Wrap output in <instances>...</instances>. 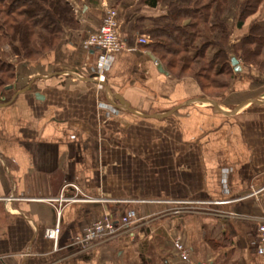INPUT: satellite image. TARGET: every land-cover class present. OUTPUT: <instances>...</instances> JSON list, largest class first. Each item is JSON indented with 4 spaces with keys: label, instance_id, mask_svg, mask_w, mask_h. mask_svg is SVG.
Masks as SVG:
<instances>
[{
    "label": "crops",
    "instance_id": "0c3cea01",
    "mask_svg": "<svg viewBox=\"0 0 264 264\" xmlns=\"http://www.w3.org/2000/svg\"><path fill=\"white\" fill-rule=\"evenodd\" d=\"M69 2L76 25L19 62L21 88L0 101L9 102L0 106V264H188L173 256L174 239L200 264H264V78L241 69L215 106L196 79L158 70L138 38L170 3L190 0ZM104 2L126 49L100 69L103 52L81 41L101 25ZM228 2L231 23L237 0ZM61 192L92 200L66 202L58 216L40 198ZM129 208L139 222L86 250L72 244L95 219Z\"/></svg>",
    "mask_w": 264,
    "mask_h": 264
},
{
    "label": "trees",
    "instance_id": "16d2710c",
    "mask_svg": "<svg viewBox=\"0 0 264 264\" xmlns=\"http://www.w3.org/2000/svg\"><path fill=\"white\" fill-rule=\"evenodd\" d=\"M263 1H237L236 28L242 27ZM157 2L149 0L152 6ZM228 8V0L170 3L162 23L141 35L148 39L144 46L172 77L196 79L212 99L218 97L213 92L222 94L228 89L235 75L230 63L233 56L264 74V23H250L247 32L232 41L233 23L228 25L223 19ZM76 22L69 0H0V101H8L20 88L17 64L54 48L64 29Z\"/></svg>",
    "mask_w": 264,
    "mask_h": 264
},
{
    "label": "built area",
    "instance_id": "2783aa9c",
    "mask_svg": "<svg viewBox=\"0 0 264 264\" xmlns=\"http://www.w3.org/2000/svg\"><path fill=\"white\" fill-rule=\"evenodd\" d=\"M104 5V16L102 18L101 25L98 30L89 33L82 41L81 45L84 48H98L103 52V58L98 62L97 66L103 69L107 63L108 57L115 52L126 49V46L118 31V17L117 10L109 6L106 2ZM139 43L145 44L148 42L146 36L138 38ZM97 79L103 80V76L100 74ZM12 196L6 197V203L12 200ZM83 199H89L87 197H80L78 195L65 196L62 192L55 197L40 198V200L55 203L57 215H60V210L66 202H75ZM95 199V198H94ZM92 200V199H89ZM140 221L137 212L132 209H126L117 220L113 218L110 213H105L102 217L92 221L86 229L79 235H76L72 244L79 250H86L93 245L106 242L122 231H124L130 225ZM258 244L257 251L264 256V220L258 224ZM60 233V226L57 223L54 226L46 227L44 230V236L47 239L56 240ZM173 256L179 261L186 262L188 264H200L197 263L191 257V247L186 240L174 239L172 241Z\"/></svg>",
    "mask_w": 264,
    "mask_h": 264
},
{
    "label": "rangeland",
    "instance_id": "374dc122",
    "mask_svg": "<svg viewBox=\"0 0 264 264\" xmlns=\"http://www.w3.org/2000/svg\"><path fill=\"white\" fill-rule=\"evenodd\" d=\"M237 1H239V0H237ZM233 4L236 5V3H233ZM228 12H229V8H228ZM234 18H235V11H234ZM225 22L228 25H231L233 23L232 24L233 30H232L231 39H232V41H236L238 38H240L243 34H245L247 32V29H248L250 23H253V22H257V23H261V24L264 23V1L261 3V5L258 7L257 11L254 14H252L251 16L246 18L242 27L236 28V26L234 25V19L231 23L228 21H225ZM237 59L239 61V64L241 65L242 69L246 68V69L254 70V71H256V73H258L260 76H262L264 78V74L261 70H258L252 66L245 65L244 63H242L240 58H237ZM11 60H12V58H11ZM17 71H18V67H17ZM17 76H18V72H17ZM8 87H10V86H8ZM219 92H220V94H218ZM227 92H228V89L222 94H221V91L213 92L215 95L218 96L217 99H215V100H222L225 97V95L227 94ZM203 94L208 97V95H206L204 92H203ZM208 98H210V97H208Z\"/></svg>",
    "mask_w": 264,
    "mask_h": 264
},
{
    "label": "water",
    "instance_id": "95a60500",
    "mask_svg": "<svg viewBox=\"0 0 264 264\" xmlns=\"http://www.w3.org/2000/svg\"><path fill=\"white\" fill-rule=\"evenodd\" d=\"M151 57H152L153 59H155L154 56H151ZM230 63H231V65L233 66V71H234L235 73L241 71L242 67H241V65L239 64V61H238V59H237L236 57H234V56L231 57V59H230ZM157 68H158L159 71H161V72H165V70L162 68V65H161L160 63L157 64ZM25 90H26V88H23V89L19 90L17 93H21V92H23V91H25ZM207 100H209V101L212 102L215 106H217V104H216L215 101L210 100V99H207ZM7 104H9V102H6V103H0V106H2V105H7ZM237 109H238V107H236L232 112H234V111L237 110Z\"/></svg>",
    "mask_w": 264,
    "mask_h": 264
}]
</instances>
